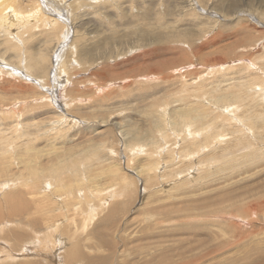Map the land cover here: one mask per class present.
Returning <instances> with one entry per match:
<instances>
[{
  "label": "rangeland",
  "instance_id": "obj_1",
  "mask_svg": "<svg viewBox=\"0 0 264 264\" xmlns=\"http://www.w3.org/2000/svg\"><path fill=\"white\" fill-rule=\"evenodd\" d=\"M0 5V264H264V0Z\"/></svg>",
  "mask_w": 264,
  "mask_h": 264
},
{
  "label": "bare ground",
  "instance_id": "obj_2",
  "mask_svg": "<svg viewBox=\"0 0 264 264\" xmlns=\"http://www.w3.org/2000/svg\"><path fill=\"white\" fill-rule=\"evenodd\" d=\"M8 2V1H7ZM77 2V1H76ZM9 3V2H8ZM12 4V3H11ZM16 4V3H15ZM1 6V5H0ZM2 7H0V9H1ZM5 8V7H4ZM6 11V10H5ZM2 12V11H1ZM6 12H8V11H6ZM2 16V15H1ZM4 16H6V15H4ZM3 16V17H4ZM11 18V17H10ZM51 19V18H50ZM1 24H2V22H1ZM0 24V25H1ZM202 49V48H201ZM201 51V50H200ZM221 58V57H220ZM207 60V59H206ZM205 60V61H206ZM217 60V59H216ZM182 61V60H181ZM180 61V62H181ZM222 62V61H221ZM220 62V63H221ZM221 65V64H220ZM246 65V64H245ZM206 69V68H205ZM239 69V68H238ZM240 70V69H239ZM213 71V70H212ZM218 71V70H217ZM228 71V70H227ZM208 73V72H207ZM211 74V73H210ZM168 75V74H167ZM170 75V74H169ZM235 76V75H234ZM200 77V76H199ZM185 79V78H184ZM173 82V81H172ZM183 82V81H182ZM206 82H207V80H206ZM169 83V82H168ZM192 83V82H191ZM64 84V83H63ZM174 84V83H173ZM237 84V83H236ZM240 84V83H239ZM201 87V86H200ZM206 87V86H205ZM174 89V88H173ZM188 89V88H187ZM252 90V89H251ZM205 91V90H204ZM244 94V93H243ZM242 97V96H241ZM263 97V96H262ZM150 98V97H149ZM239 99V98H238ZM194 104V103H193ZM194 110V109H193ZM244 113V112H243ZM205 114V113H204ZM183 118V117H182ZM261 118V117H260ZM233 119V118H232ZM263 120V119H262ZM194 121V120H193ZM254 129V128H253ZM249 131H250V129H249ZM255 131V130H254ZM260 131V130H259ZM251 133V132H250ZM249 139V138H248ZM257 139V138H256ZM240 142V141H239ZM263 142V141H262ZM235 143V142H234ZM248 143V142H247ZM231 144V143H230ZM189 145V144H188ZM260 146H261V144H259ZM215 146V145H214ZM245 147V146H244ZM258 147V146H257ZM263 147H261V149H262ZM249 150H250V148H248ZM264 149V148H263ZM256 150V149H255ZM201 151V150H200ZM248 151V150H247ZM261 151V150H260ZM263 151V150H262ZM254 154V153H253ZM210 155V154H209ZM257 155V154H256ZM260 156V155H259ZM220 164V163H219ZM264 165V164H263ZM262 165V166H263ZM192 170V169H191ZM257 185V184H256ZM255 185V186H256ZM259 185H261V184H259ZM253 186V185H252ZM257 187H259L258 185H257ZM261 188H259V189H263L264 188V186H263V188H262V185L260 186ZM219 190V189H218ZM253 191H256V190H253ZM258 191V190H257ZM260 191V190H259ZM262 191V190H261ZM220 192V191H219ZM239 193H241V192H239ZM239 193H237V194H239ZM258 194V193H257ZM252 196H254V195H251V197ZM255 196H256V194H255ZM233 197V196H232ZM243 197V196H242ZM257 197V196H256ZM240 198V197H239ZM247 198H248V196H247ZM264 198V197H263ZM263 198H260V199H263ZM107 199V198H106ZM110 199V198H109ZM108 199V200H109ZM233 199H235L234 197H233ZM245 199V198H244ZM252 199V198H251ZM254 199V198H253ZM230 200V199H229ZM232 200V199H231ZM235 200H237V199H235ZM259 200V199H258ZM105 201V200H104ZM233 202V201H232ZM255 202V201H254ZM253 202V203H254ZM220 203V202H219ZM241 203V202H240ZM229 205V204H228ZM227 205V206H228ZM248 204H246V206H247ZM237 206V205H236ZM243 206V205H242ZM242 206L240 205V207H241V209L243 210L244 208H242ZM179 207V206H178ZM236 208V207H235ZM237 208H238V206H237ZM248 208V207H247ZM251 208V207H250ZM187 209V208H186ZM193 209V208H192ZM215 209H217V208H215ZM232 209V208H231ZM238 210H239V208H238ZM247 210V209H246ZM252 210H253V208H252ZM215 211H217V210H215ZM188 212V211H187ZM213 212V211H212ZM235 212V211H234ZM248 212H249V210H248ZM252 212V211H251ZM239 213V212H238ZM237 213V214H238ZM247 213V212H246ZM253 213V212H252ZM192 214V213H191ZM212 214V213H211ZM214 214V213H213ZM233 214V213H232ZM254 214H256V213H254ZM254 214H252V215H254ZM264 214V213H263ZM262 215V214H261ZM234 216V215H233ZM253 217V216H252ZM258 217V216H257ZM193 218V217H192ZM204 218V217H203ZM221 218H222V216H221ZM225 218V217H224ZM256 218V217H255ZM217 219H219V218H217ZM220 220V219H219ZM209 221V220H208ZM262 223V222H261ZM195 224V223H194ZM209 224V223H208ZM211 225V224H210ZM260 226V225H259ZM238 227V226H237ZM258 227V226H257ZM86 229V228H85ZM191 231V230H190ZM52 232V231H51ZM100 232V231H99ZM263 232V231H262ZM210 233V232H209ZM234 233V232H233ZM236 234V233H235ZM253 235V234H252ZM231 236V235H230ZM230 237H228L227 239H229ZM179 239V238H178ZM182 239V238H181ZM208 239V238H207ZM260 240L262 239V238H259ZM32 241V240H31ZM30 241V242H31ZM64 241V240H63ZM203 241V240H202ZM209 241H210V239H209ZM233 241V240H232ZM262 241H263V239H262ZM261 241V242H262ZM204 242H205V240H204ZM211 242V241H210ZM228 242V241H227ZM183 243V242H182ZM212 243V242H211ZM220 243H223V242H220ZM203 244V243H202ZM213 244V243H212ZM227 244V243H226ZM240 244V243H239ZM184 245V244H183ZM204 245V244H203ZM206 245V244H205ZM208 245H209V243H208ZM215 245H217V244H215ZM198 246V245H197ZM182 247V246H181ZM200 247V246H199ZM210 247V246H209ZM215 247V246H214ZM214 247H211V248H214ZM226 247V246H225ZM238 247H240V246H238ZM263 247V246H262ZM191 248V247H190ZM193 248V247H192ZM197 248V247H196ZM196 248H194V249H190L189 250V255L187 256V258H185L183 255V257L185 258V260L186 261H189V263L190 264H194L192 261H194V260H196V263H197V261H199V260H201L203 257H206V256H208V254H205V255H203L202 253H201V255L200 254H198L197 252H196ZM206 248V247H205ZM205 248H203L202 247V249H203V252H206V250H204ZM221 248V247H220ZM250 248V247H249ZM181 249H183V248H181ZM202 249H200L199 248V250H200V252H202L201 250ZM206 249H208V248H206ZM223 249V248H222ZM26 250H27V248H26ZM198 250V251H199ZM187 251V250H186ZM239 251V250H238ZM237 251V252H238ZM241 251V250H240ZM183 252V251H182ZM185 252V251H184ZM227 253V252H226ZM72 254H73V252H72ZM264 254V253H263ZM257 255V254H256ZM255 256V255H254ZM259 256V255H258ZM263 256V255H262ZM70 257V256H69ZM255 257H257V256H255ZM254 257V258H255ZM167 258V257H166ZM178 258V257H177ZM247 258V257H246ZM259 258V257H258ZM261 258V257H260ZM264 258V257H263ZM262 258V259H263ZM103 259V258H102ZM162 260V259H161ZM184 260V261H185ZM254 260V259H253ZM180 261V260H179ZM202 261V260H201ZM230 261V260H229ZM177 262V260H175V263ZM181 262V261H180ZM260 262H262V260L260 261ZM195 263V264H196ZM204 263V262H203ZM255 263H257V262H255ZM174 264V263H173ZM182 264H184V263H182ZM187 264V263H186ZM198 264H200V263H198ZM248 264V263H247Z\"/></svg>",
  "mask_w": 264,
  "mask_h": 264
}]
</instances>
